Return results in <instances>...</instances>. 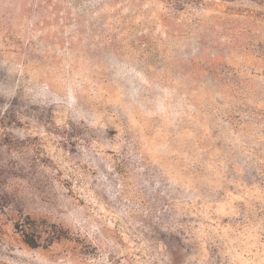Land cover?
<instances>
[{
    "label": "rangeland",
    "instance_id": "374dc122",
    "mask_svg": "<svg viewBox=\"0 0 264 264\" xmlns=\"http://www.w3.org/2000/svg\"><path fill=\"white\" fill-rule=\"evenodd\" d=\"M0 264H264V0H0Z\"/></svg>",
    "mask_w": 264,
    "mask_h": 264
},
{
    "label": "trees",
    "instance_id": "16d2710c",
    "mask_svg": "<svg viewBox=\"0 0 264 264\" xmlns=\"http://www.w3.org/2000/svg\"><path fill=\"white\" fill-rule=\"evenodd\" d=\"M25 243L28 244L30 247H36V244L32 241V240H27V238H25Z\"/></svg>",
    "mask_w": 264,
    "mask_h": 264
}]
</instances>
